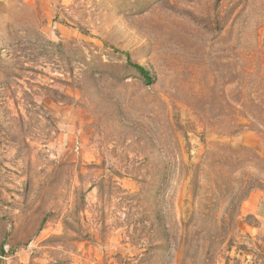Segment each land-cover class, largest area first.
<instances>
[{
	"label": "rangeland",
	"instance_id": "rangeland-1",
	"mask_svg": "<svg viewBox=\"0 0 264 264\" xmlns=\"http://www.w3.org/2000/svg\"><path fill=\"white\" fill-rule=\"evenodd\" d=\"M0 264H264V0H0Z\"/></svg>",
	"mask_w": 264,
	"mask_h": 264
},
{
	"label": "trees",
	"instance_id": "trees-1",
	"mask_svg": "<svg viewBox=\"0 0 264 264\" xmlns=\"http://www.w3.org/2000/svg\"><path fill=\"white\" fill-rule=\"evenodd\" d=\"M128 62L133 65L137 69V71H139V73L144 77L146 81H151L150 73L145 67L140 64H134L130 60Z\"/></svg>",
	"mask_w": 264,
	"mask_h": 264
}]
</instances>
